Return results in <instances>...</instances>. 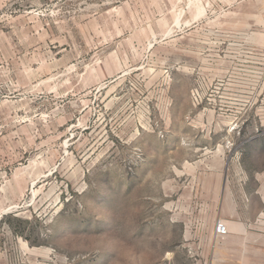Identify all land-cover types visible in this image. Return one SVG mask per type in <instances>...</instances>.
<instances>
[{
  "label": "rangeland",
  "instance_id": "1",
  "mask_svg": "<svg viewBox=\"0 0 264 264\" xmlns=\"http://www.w3.org/2000/svg\"><path fill=\"white\" fill-rule=\"evenodd\" d=\"M187 125L264 173V0H0V264H167Z\"/></svg>",
  "mask_w": 264,
  "mask_h": 264
},
{
  "label": "crops",
  "instance_id": "2",
  "mask_svg": "<svg viewBox=\"0 0 264 264\" xmlns=\"http://www.w3.org/2000/svg\"><path fill=\"white\" fill-rule=\"evenodd\" d=\"M219 130L232 131L228 125L176 130L187 134L181 138L188 152L173 164L175 174L160 193L178 197L180 204L179 240L165 243L177 245L181 253L168 249L167 264H264V173L249 172L230 148L209 147ZM190 133L203 135L194 138ZM202 139L204 147L192 146ZM218 219L228 226L224 237L214 235Z\"/></svg>",
  "mask_w": 264,
  "mask_h": 264
},
{
  "label": "built area",
  "instance_id": "3",
  "mask_svg": "<svg viewBox=\"0 0 264 264\" xmlns=\"http://www.w3.org/2000/svg\"><path fill=\"white\" fill-rule=\"evenodd\" d=\"M228 232L229 230L227 224L221 219H218L214 229L215 237H224L228 234ZM188 252L192 257L195 256V252L190 248H188Z\"/></svg>",
  "mask_w": 264,
  "mask_h": 264
}]
</instances>
